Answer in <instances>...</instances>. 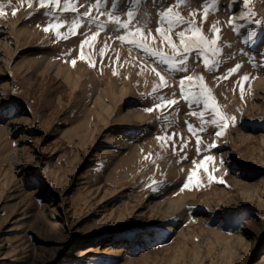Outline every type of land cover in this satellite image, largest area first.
Listing matches in <instances>:
<instances>
[{
  "label": "rangeland",
  "instance_id": "rangeland-1",
  "mask_svg": "<svg viewBox=\"0 0 264 264\" xmlns=\"http://www.w3.org/2000/svg\"><path fill=\"white\" fill-rule=\"evenodd\" d=\"M72 3L78 12L0 0V264H264V0H218L206 22L211 0L174 7L207 37L212 25L220 33L211 66L193 52L187 72L171 73L117 39L123 32L106 16V30L84 49L96 66L78 59L81 42L99 29L82 17L93 0ZM173 3L142 0L139 26L156 37L151 47H161L158 16ZM113 13L126 19L123 7ZM50 23L65 24L61 37L44 31ZM153 67L168 85L155 94ZM188 75L203 77L190 90H210L208 108L182 98ZM173 94L175 105L147 111ZM212 105L235 119L212 123ZM165 133L167 143L157 139ZM208 156L200 183L184 188Z\"/></svg>",
  "mask_w": 264,
  "mask_h": 264
},
{
  "label": "snow or ice",
  "instance_id": "snow-or-ice-1",
  "mask_svg": "<svg viewBox=\"0 0 264 264\" xmlns=\"http://www.w3.org/2000/svg\"><path fill=\"white\" fill-rule=\"evenodd\" d=\"M188 0H174L173 4H168L166 8H164L163 11L159 13L158 16V27L156 29L157 34L160 37V45L161 47L159 49H156L154 47H151L149 44V37H151V44L154 45L156 42V37L152 36L151 31H149L147 34L144 32V28L139 26L140 20H139V11L140 6L142 4V0H93V6L88 9V11L84 12L82 14L83 18H91L92 23L97 24L98 31L94 33L90 38H86L81 42L80 45V51L78 59L85 60L87 59L90 66L95 67V61L91 58V51H89L88 55L85 54V46H89L91 49L93 45L90 43V41H96L99 37L101 31L106 30V25L104 23L100 22L101 17L106 16L107 23H113L117 26L116 30L122 31L123 35H120L117 37V39L126 42L130 45H135L138 48H141L145 51H147L150 55L155 57L158 61V63L166 65L167 70L171 72H187V61L191 57V54L193 52H196L198 54V58L201 60L202 63H204L206 66L210 65V60L212 55H214L218 49L215 47L219 43V33L220 29L216 27V25H212V31L215 34L214 38L207 37L204 33L201 27H199L194 18L192 20H186L181 13L178 11H174V7H178L180 5L186 4ZM245 3L248 2V0H244ZM201 3L204 4V0H201ZM218 0H211L210 5H205L204 11H203V17L202 20L204 22L207 21V17L209 14V8L215 9L217 7ZM54 5L57 10L62 11H72L74 13L78 12V8L72 3V0H66L64 7L61 9V0H40V6L41 7H49ZM31 6V5H30ZM105 8V11H101V8ZM123 7L124 9V15L126 16V19H121V15L114 14L113 10L119 11V8ZM93 8L99 13L98 16H92ZM13 15L16 14L15 10L12 13ZM6 13L3 10V6L0 5V16H5ZM54 15V14H53ZM193 17L195 16V13L192 14ZM250 17H241V20L249 19ZM82 19H76L72 25V28L70 29L71 34H77L79 27L82 25ZM234 22V21H233ZM256 24H259L260 21H255ZM62 27H65V24L63 23H50L46 28H44V31H51L55 29L57 37H61L62 34L60 32V29ZM176 29H180L178 32H176V35L179 37V43H177L172 38V33ZM239 31V28H237ZM255 37V33L249 32L247 36L244 37V43L248 44L250 43ZM105 49L108 47L107 43H105ZM165 47L171 48L172 54L166 53L163 49ZM106 53L102 50L101 51V57H103ZM119 60V57H117V62ZM218 61H212V64L217 63ZM77 63V59H73L71 61V64L75 66ZM241 65L237 64L234 68L230 69V72H236ZM152 72L155 73L157 77H159L160 84L155 86L152 90L153 94H155L159 88L161 87H167V81L165 80V77L161 75L160 72L156 71V68L153 67L151 69ZM115 74V73H114ZM194 79L203 80L202 76L194 77L193 75H188L186 77H183L180 79V88H181V96L182 98L187 101L190 105L195 104H201L203 107L208 108L209 107V99L211 98V92L206 87L201 85V91L199 94L192 92L190 90L191 88V82L194 81ZM251 77L248 75H245L243 77V81L247 82ZM185 81H188L189 84L186 88ZM241 87V95L243 96V83L240 85ZM175 94H173V98H165L163 95H159L156 97L157 103L152 107L147 109V111H155L159 110L160 112H164L167 108H170L171 106L178 103V101L174 98ZM203 98V99H201ZM212 111L214 116L217 119H214L212 123H216L217 120L219 121H225L224 127H227V121L234 120L235 117H227L223 113L219 111V109L216 107V105H212ZM195 115L196 113H192ZM201 116H203V113H200ZM167 119V117H165ZM189 127L190 131H194L192 125H187ZM221 133L216 132L215 135L218 137ZM158 140H161L165 143L169 140V137L167 133H165L162 136L157 137ZM171 139L174 141L175 134L173 133ZM200 138L197 137V144L200 143ZM215 145H209V147H214ZM214 158L211 156H208L204 159V161L200 164L195 165V167L191 170L190 175L187 177V183L183 185L184 188H188L190 185L195 182L197 185L200 183L198 179V170L200 168H205V165L208 161L213 160ZM221 163H224L221 161ZM207 169L205 168V171ZM211 179V177H210ZM222 182V181H221ZM153 183H156L155 181Z\"/></svg>",
  "mask_w": 264,
  "mask_h": 264
},
{
  "label": "bare ground",
  "instance_id": "bare-ground-1",
  "mask_svg": "<svg viewBox=\"0 0 264 264\" xmlns=\"http://www.w3.org/2000/svg\"><path fill=\"white\" fill-rule=\"evenodd\" d=\"M56 214H58V213H56ZM56 217L58 218V215H56ZM42 224H44V226H46V227H48V225H50L49 228L51 229V231L57 230L55 222L49 220V218H46V220L44 222H42ZM89 248H91V247H89ZM90 250H92V249H87L88 252Z\"/></svg>",
  "mask_w": 264,
  "mask_h": 264
}]
</instances>
